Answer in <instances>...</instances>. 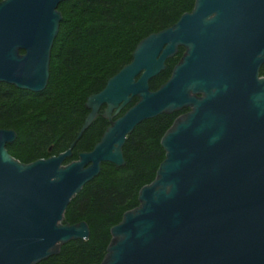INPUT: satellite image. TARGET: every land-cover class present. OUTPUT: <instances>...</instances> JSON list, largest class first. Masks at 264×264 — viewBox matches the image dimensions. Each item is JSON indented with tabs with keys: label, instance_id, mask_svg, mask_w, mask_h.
Returning a JSON list of instances; mask_svg holds the SVG:
<instances>
[{
	"label": "water",
	"instance_id": "95a60500",
	"mask_svg": "<svg viewBox=\"0 0 264 264\" xmlns=\"http://www.w3.org/2000/svg\"><path fill=\"white\" fill-rule=\"evenodd\" d=\"M60 1L0 0V82L44 89ZM178 47L168 78L150 90ZM263 63L264 0H194L86 97L88 112L64 151L22 163L5 148L14 131L0 128V264H36L86 239L84 221L62 220L69 200L102 162L124 164L135 125L181 109L159 139L164 155L152 180L109 228L98 264H264ZM100 108L108 124L98 141L63 164Z\"/></svg>",
	"mask_w": 264,
	"mask_h": 264
},
{
	"label": "trees",
	"instance_id": "16d2710c",
	"mask_svg": "<svg viewBox=\"0 0 264 264\" xmlns=\"http://www.w3.org/2000/svg\"><path fill=\"white\" fill-rule=\"evenodd\" d=\"M194 0H63L53 39L48 79L44 89L32 92L0 82V128L15 133L5 144L8 154L22 163L64 151L74 139L88 110L84 101L102 89L106 80L128 63L136 43L149 33L170 26ZM181 47L165 60V68L148 81L156 89L169 76ZM264 76V63L259 68ZM136 100L123 107L120 115ZM102 108V107H101ZM101 108L71 148L68 163L88 151L107 126ZM160 113L140 121L122 145L124 164L102 162L99 172L69 200L63 222L84 221L86 239L67 241L56 254L36 264H98L110 234L122 213L137 205L138 189L149 183L164 152L159 139L173 119L185 111Z\"/></svg>",
	"mask_w": 264,
	"mask_h": 264
},
{
	"label": "flooded vegetation",
	"instance_id": "af4514ba",
	"mask_svg": "<svg viewBox=\"0 0 264 264\" xmlns=\"http://www.w3.org/2000/svg\"><path fill=\"white\" fill-rule=\"evenodd\" d=\"M181 48H182V47H181ZM177 51H178V49H177ZM182 51H183V48H182ZM182 51L180 52V54L182 53ZM176 53H177V52H176ZM180 54H179V56H180ZM179 56H178V58H179ZM178 58H177V60H178ZM177 60H176V61H177ZM175 63H176V62H175ZM175 63H174V64H175ZM186 110H187V109H186ZM186 110H185V111H186ZM185 111H183V112H185Z\"/></svg>",
	"mask_w": 264,
	"mask_h": 264
}]
</instances>
